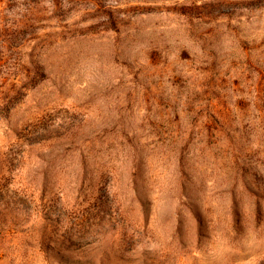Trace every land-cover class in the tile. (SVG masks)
Listing matches in <instances>:
<instances>
[{
    "label": "rangeland",
    "instance_id": "1",
    "mask_svg": "<svg viewBox=\"0 0 264 264\" xmlns=\"http://www.w3.org/2000/svg\"><path fill=\"white\" fill-rule=\"evenodd\" d=\"M36 1L0 11V264H260L264 0Z\"/></svg>",
    "mask_w": 264,
    "mask_h": 264
},
{
    "label": "trees",
    "instance_id": "2",
    "mask_svg": "<svg viewBox=\"0 0 264 264\" xmlns=\"http://www.w3.org/2000/svg\"><path fill=\"white\" fill-rule=\"evenodd\" d=\"M50 1L52 3L51 5H53V7L61 4L60 2H58L59 0H50ZM21 2H22V5L27 10L33 9V7L36 6L38 3L36 0L35 1H33V0H0V11L9 9L11 7L18 6V4H20ZM260 264H264V259L260 262Z\"/></svg>",
    "mask_w": 264,
    "mask_h": 264
}]
</instances>
